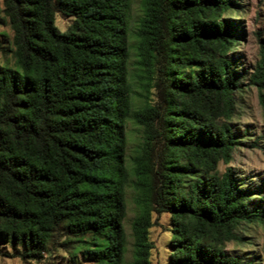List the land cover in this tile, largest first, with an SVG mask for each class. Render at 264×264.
Instances as JSON below:
<instances>
[{
	"label": "trees",
	"instance_id": "trees-1",
	"mask_svg": "<svg viewBox=\"0 0 264 264\" xmlns=\"http://www.w3.org/2000/svg\"><path fill=\"white\" fill-rule=\"evenodd\" d=\"M129 1L2 0L14 64H0V244L38 257L64 230L92 264H150L152 212H167V264H250L224 245L240 223H264V196L250 200L217 167L236 142V35L222 15L233 0H140L134 29ZM55 10L72 16L66 31ZM258 43L249 81L260 91ZM131 49L139 84L154 88L138 107ZM129 118L143 125V143L127 163ZM128 185L138 208L130 248Z\"/></svg>",
	"mask_w": 264,
	"mask_h": 264
},
{
	"label": "rangeland",
	"instance_id": "rangeland-1",
	"mask_svg": "<svg viewBox=\"0 0 264 264\" xmlns=\"http://www.w3.org/2000/svg\"><path fill=\"white\" fill-rule=\"evenodd\" d=\"M2 8V0H0V64L13 65L12 29ZM141 13L140 0H130L131 28L134 29ZM222 15L230 18L235 27L236 37L231 41L229 53L234 58L233 67L238 78V87L233 92L234 107L229 118L236 142L230 160L227 163L219 162L217 167L219 172L230 168L236 184L246 188L250 192V200L255 201L258 197L264 196V88L259 91L257 85L250 83L249 76L259 58L258 37L264 38V0H233L231 8ZM71 22L72 16L59 10L54 11V23L59 31H66ZM130 40L134 42L133 35L130 36ZM136 59L134 49H131L129 67L134 107H138L146 97L149 101L154 97L153 87L145 90V86L142 87L138 82L139 65ZM125 129L126 157L127 163H130V157L141 149L143 125L134 118H129ZM153 144L156 150L160 148L159 142ZM126 207L123 223L130 248L132 240L130 221L138 210L134 200V188L131 185L126 187ZM152 219L153 223L148 233L152 241L150 264H167L170 250L169 214L152 212ZM236 233L239 238L226 241L224 250L228 254L237 255L241 260L249 261L250 264H264V223L242 222L237 226ZM82 245L83 243L77 240V236H71L60 230L53 234L46 249L38 257H21L12 254L13 248L10 243L0 244V264H92L82 253ZM127 258L130 259L129 252Z\"/></svg>",
	"mask_w": 264,
	"mask_h": 264
}]
</instances>
